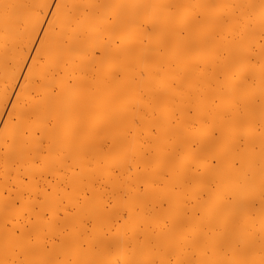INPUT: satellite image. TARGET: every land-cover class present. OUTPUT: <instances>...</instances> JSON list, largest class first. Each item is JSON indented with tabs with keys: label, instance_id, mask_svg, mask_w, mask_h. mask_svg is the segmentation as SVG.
I'll list each match as a JSON object with an SVG mask.
<instances>
[{
	"label": "bare ground",
	"instance_id": "6f19581e",
	"mask_svg": "<svg viewBox=\"0 0 264 264\" xmlns=\"http://www.w3.org/2000/svg\"><path fill=\"white\" fill-rule=\"evenodd\" d=\"M52 3L0 0V264H264V0Z\"/></svg>",
	"mask_w": 264,
	"mask_h": 264
},
{
	"label": "snow or ice",
	"instance_id": "6c2138e0",
	"mask_svg": "<svg viewBox=\"0 0 264 264\" xmlns=\"http://www.w3.org/2000/svg\"><path fill=\"white\" fill-rule=\"evenodd\" d=\"M51 7H53V8L55 7V0H53V3H52V5H51ZM45 23H47V21H45ZM42 31H43V30L41 29V32H42ZM106 264H132V262H131V261H127V260H125V259H122L121 256L116 255V256L110 258V259L106 262Z\"/></svg>",
	"mask_w": 264,
	"mask_h": 264
},
{
	"label": "rangeland",
	"instance_id": "374dc122",
	"mask_svg": "<svg viewBox=\"0 0 264 264\" xmlns=\"http://www.w3.org/2000/svg\"><path fill=\"white\" fill-rule=\"evenodd\" d=\"M36 42L38 43L39 42V38H38V40H36ZM37 43H35V45H34V48L32 49V51L30 52V55H28V58H27V61H26V64H30V61H31V59H32V53H34V51H35V49H36V46H37ZM59 172L60 173H62L63 171L62 170H59ZM20 206V205H19ZM19 206L17 205V207L19 208ZM22 209V210H21ZM24 210V214L26 213V210H25V205H24V208L22 207V208H19V212H21L20 214H22V211Z\"/></svg>",
	"mask_w": 264,
	"mask_h": 264
}]
</instances>
